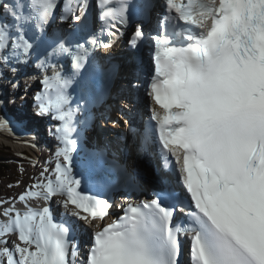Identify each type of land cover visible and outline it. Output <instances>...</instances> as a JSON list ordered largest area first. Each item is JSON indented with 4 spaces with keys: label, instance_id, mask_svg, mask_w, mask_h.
<instances>
[{
    "label": "snow or ice",
    "instance_id": "1",
    "mask_svg": "<svg viewBox=\"0 0 264 264\" xmlns=\"http://www.w3.org/2000/svg\"><path fill=\"white\" fill-rule=\"evenodd\" d=\"M98 6L100 20L118 21L106 42L89 27L90 0H0V79L12 74L8 83L18 88L21 68L35 63L42 70L35 114L51 118L60 144L54 180L18 197H40L45 205L4 209L0 264H183L182 234L190 238L191 264H264V0H163L155 34L153 0ZM134 16L129 46L154 42L148 95L163 112L153 109L151 120L177 179L95 231L78 261V222L103 218L111 204L81 194L86 176L74 174L75 155L88 118L75 117L103 98L97 50L110 48ZM57 18L73 23L54 29ZM151 137L149 125L145 142ZM83 164L85 172L118 167L103 151L88 152ZM56 195L64 197L59 217L51 207ZM180 214L186 226L176 223ZM9 232L24 246L8 247Z\"/></svg>",
    "mask_w": 264,
    "mask_h": 264
},
{
    "label": "bare ground",
    "instance_id": "2",
    "mask_svg": "<svg viewBox=\"0 0 264 264\" xmlns=\"http://www.w3.org/2000/svg\"><path fill=\"white\" fill-rule=\"evenodd\" d=\"M1 136H3V134H0ZM3 138V140H5V141H7L8 143H10V144H12V146L16 149V150H22V148L24 147L23 145V142L22 141H13V139L12 138H9V137H2ZM54 154V153H53ZM54 155H56V154H54ZM57 157V156H56ZM57 159V158H56ZM57 162V161H56ZM56 162H54L53 163V165H55L56 166ZM55 166H54V168L52 169V171H51V173H52V175H54L55 173H54V169H55ZM47 174V173H46ZM55 177V175L52 177V178H54ZM1 179V181H7L8 183H11V180L9 179V178H0ZM29 201H31V198H30V200L28 199V202ZM17 206H18V208H17V210H20L21 208H22V205H24V202H21V201H19L17 204H16ZM8 241H10V239H8ZM17 242H19V241H17ZM13 243V242H12Z\"/></svg>",
    "mask_w": 264,
    "mask_h": 264
},
{
    "label": "rangeland",
    "instance_id": "3",
    "mask_svg": "<svg viewBox=\"0 0 264 264\" xmlns=\"http://www.w3.org/2000/svg\"><path fill=\"white\" fill-rule=\"evenodd\" d=\"M6 143H8L7 141H5V140H3L2 138L0 139V146H10L11 147V145H9L10 143H8V145L6 144ZM26 176H27V174H26ZM12 180H16V178H12ZM28 183H30L29 184V186L30 187H32L33 185H35L36 184V182L34 181V178H33V176L32 175H30V177H29V179H28ZM4 191L3 189H0V192H2V191ZM2 194H0V196H1Z\"/></svg>",
    "mask_w": 264,
    "mask_h": 264
},
{
    "label": "trees",
    "instance_id": "4",
    "mask_svg": "<svg viewBox=\"0 0 264 264\" xmlns=\"http://www.w3.org/2000/svg\"><path fill=\"white\" fill-rule=\"evenodd\" d=\"M5 157H6V155L5 154H3L2 152H0V161L2 160V159H5ZM8 167V165H6V164H3V163H1L0 162V178H2L3 179V176H5L6 174H4L5 173V168H7ZM3 175V176H2Z\"/></svg>",
    "mask_w": 264,
    "mask_h": 264
}]
</instances>
